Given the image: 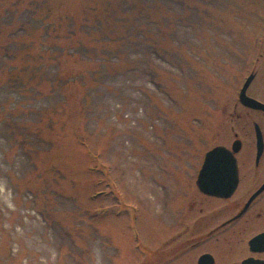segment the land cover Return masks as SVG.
<instances>
[{
  "label": "rangeland",
  "instance_id": "rangeland-1",
  "mask_svg": "<svg viewBox=\"0 0 264 264\" xmlns=\"http://www.w3.org/2000/svg\"><path fill=\"white\" fill-rule=\"evenodd\" d=\"M255 65L264 0H0V264L197 260L178 234L221 222L196 179Z\"/></svg>",
  "mask_w": 264,
  "mask_h": 264
},
{
  "label": "flooded vegetation",
  "instance_id": "flooded-vegetation-1",
  "mask_svg": "<svg viewBox=\"0 0 264 264\" xmlns=\"http://www.w3.org/2000/svg\"><path fill=\"white\" fill-rule=\"evenodd\" d=\"M258 66L255 65L249 74H254L252 83L257 77ZM252 83L244 95L264 104V88H251ZM243 89L237 88L232 101H227L229 130L220 145L231 151L235 158L236 189L229 197L204 194L198 189L204 198L218 204V209L210 211L209 216L215 215L214 220L221 222L214 227L208 225L202 231L188 228L186 233L178 234V241L181 238L180 242H183L177 247L178 254H192L207 248L197 260H166L160 264H244L250 259L255 263L264 262V110L245 105L241 98ZM230 107L232 111H229ZM223 176L222 172L215 173L212 178ZM190 208L195 210L197 203H190ZM183 236L187 237L184 241ZM204 255L211 258L200 261Z\"/></svg>",
  "mask_w": 264,
  "mask_h": 264
},
{
  "label": "water",
  "instance_id": "water-1",
  "mask_svg": "<svg viewBox=\"0 0 264 264\" xmlns=\"http://www.w3.org/2000/svg\"><path fill=\"white\" fill-rule=\"evenodd\" d=\"M254 79L251 75L243 86L241 98L243 103L249 107L264 110V104L246 97L245 89L249 88ZM236 151V147H234ZM223 173V178H212L216 174ZM213 181H215L213 183ZM224 182V183H223ZM238 183L236 161L228 149L222 146L215 147L206 154V158L197 180V186L204 194L229 197L233 194ZM209 255L201 257L200 261L209 260ZM244 264H264V262L255 263L253 260H246Z\"/></svg>",
  "mask_w": 264,
  "mask_h": 264
}]
</instances>
